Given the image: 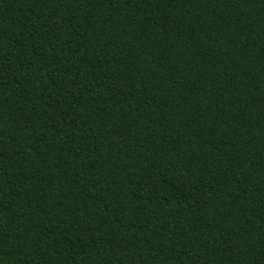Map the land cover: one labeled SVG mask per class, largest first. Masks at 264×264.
I'll return each mask as SVG.
<instances>
[{
	"label": "trees",
	"instance_id": "16d2710c",
	"mask_svg": "<svg viewBox=\"0 0 264 264\" xmlns=\"http://www.w3.org/2000/svg\"><path fill=\"white\" fill-rule=\"evenodd\" d=\"M0 264H264V0H0Z\"/></svg>",
	"mask_w": 264,
	"mask_h": 264
}]
</instances>
